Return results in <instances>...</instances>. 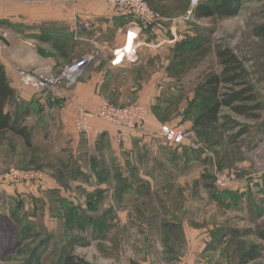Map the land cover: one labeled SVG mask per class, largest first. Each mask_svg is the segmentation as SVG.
Masks as SVG:
<instances>
[{"label":"rangeland","instance_id":"obj_1","mask_svg":"<svg viewBox=\"0 0 264 264\" xmlns=\"http://www.w3.org/2000/svg\"><path fill=\"white\" fill-rule=\"evenodd\" d=\"M218 1L146 0L166 24L181 23L179 31H170L174 39L156 56H139L141 64L127 76L107 75L96 106L78 108L81 114L99 106L104 111L111 106L129 110L139 103L137 91L122 86L165 78L166 91L148 111L146 124L151 122L152 133L144 134V143L131 147L97 140L102 145L98 154L97 143L86 146L88 156V151L72 153L61 141L57 122L42 126L38 114L26 120L31 147L8 131L0 133V264H24L36 249L45 252L47 264L55 258L52 249L74 242L70 237L76 238L75 255L91 264H166L193 257L197 264H237L241 254L258 243L253 236L227 235L264 222L260 202L264 198V137L257 141L258 124L223 109L222 114L235 124L220 122L203 135L191 127L192 117L202 107L197 99L202 74L215 64L219 48L240 57L264 104V40L254 35L257 28H264V0H239L238 14L222 20H195L188 15L199 4L212 6ZM36 46L40 51L43 45ZM4 51L5 43L1 54ZM60 53L56 55L63 59L60 64L49 58L47 64L33 69L49 73L53 89L67 92L84 80L98 55L91 52L69 60ZM82 58L87 63L81 73L65 80L67 67ZM261 115L264 118V111ZM94 122L122 127L102 119ZM165 124L188 134L196 151H203L199 159L190 151L185 161V149L164 144L159 127ZM243 127L250 128V133L231 143L229 137ZM12 171L39 174L43 182L11 183ZM218 183L227 185L220 190ZM19 228L26 229L30 238L18 236ZM46 237L51 240L43 247ZM196 245L205 248L198 253ZM251 264H264V258Z\"/></svg>","mask_w":264,"mask_h":264},{"label":"crops","instance_id":"obj_2","mask_svg":"<svg viewBox=\"0 0 264 264\" xmlns=\"http://www.w3.org/2000/svg\"><path fill=\"white\" fill-rule=\"evenodd\" d=\"M176 23L174 21L167 24V33L157 34L143 31L133 18L110 15L101 0H0V26L5 43V51L0 54V66L10 87L16 92V102L22 103L23 109L27 105H33L32 110L36 109L38 112L32 111L31 115L38 114L42 126L50 127L56 121L61 141L72 153L88 151L86 146L95 144L99 139L133 147L147 140L144 134L151 132L150 121L143 128L134 131L94 122L89 137L81 139L73 129V119L78 108L90 109L96 106L100 100V90L106 87L107 75L116 78L127 76L133 71L132 67L141 64L140 57L156 56L166 44L171 43L174 38L170 36V31L173 28L179 31L181 26L180 22V26H176ZM39 44L43 45L39 46L42 47L39 48L40 51L36 46ZM58 50L61 51L60 56H67L69 60H76L91 52H96L98 57L87 68L84 80L77 82L72 90L66 92L53 89L51 101L40 98L18 83V69L42 67L49 58L60 64L63 59L56 56ZM41 52L45 53L43 57L40 56ZM165 81V78L148 82L142 80L132 85L126 84L122 89L137 91V101L149 111L151 106L156 105L160 93L166 91L167 87L163 84ZM87 98L90 99L86 100ZM45 118L51 119V122H46ZM89 153L91 152L88 151L86 156ZM15 186L21 187L18 184ZM183 235L185 237L184 233ZM195 248L201 253L205 247L196 245ZM193 258H177L166 261V264H197ZM202 262L199 261L198 264Z\"/></svg>","mask_w":264,"mask_h":264},{"label":"trees","instance_id":"obj_3","mask_svg":"<svg viewBox=\"0 0 264 264\" xmlns=\"http://www.w3.org/2000/svg\"><path fill=\"white\" fill-rule=\"evenodd\" d=\"M161 12L164 14L165 11ZM238 12L239 0H219L212 6L199 4L191 9L192 17L195 20L207 18L222 20L234 17ZM254 35L264 40V28H257L254 31ZM215 58V64L202 74L204 78L200 83L197 94V99L202 103V107L191 119L193 132L203 135L208 134L210 128L220 122H224L226 125L235 124L234 121L229 120L227 114H222V110L225 109L233 116L257 123L258 127L255 135L258 137L257 141H261L264 137V118L261 115L264 111V104L258 99L245 64L240 57L228 48H219L215 53ZM16 100V92L10 87L5 72L0 66V133L8 131L21 138L27 147H31L32 135L26 125V118L31 116L33 105H27L23 109L22 103L19 104ZM249 133L250 128L243 127L236 134L229 137L230 142L235 143L240 137ZM95 143H97V147L95 146L97 153L102 145L97 140ZM183 149H185L183 154L185 161L189 157L187 152L193 151L197 159L200 157L199 154L203 153L202 150L196 151L197 148L194 150ZM70 155L67 156H70L71 162L74 156L73 154ZM54 158L56 163L60 162L55 156ZM260 202L264 206V198ZM17 232L18 236L20 235L21 237L22 235L24 237V240L30 238V233L26 229L19 228ZM227 235H231L234 238L253 236L258 240V243L253 244L241 254L237 264H251L264 258V222L255 224L253 228L231 231ZM70 238L74 242H68L64 246H57L52 249L51 253L55 255V258L47 264H91L75 255L76 238ZM50 240L51 238L49 237L42 239V246L46 245L47 247ZM44 253H41V250H34L24 264H45L47 257H45Z\"/></svg>","mask_w":264,"mask_h":264},{"label":"built area","instance_id":"obj_4","mask_svg":"<svg viewBox=\"0 0 264 264\" xmlns=\"http://www.w3.org/2000/svg\"><path fill=\"white\" fill-rule=\"evenodd\" d=\"M104 2L107 12L112 16L130 17L135 19L143 31H152L157 34H163L168 32L166 22L161 19V16L152 11L146 0H101ZM195 1L193 2V4ZM191 14V10L188 12ZM3 29L0 26V54L4 49ZM87 63V58H82L75 61L71 66L67 67L63 74L65 80H72L75 76L79 75L83 69V66ZM70 68V69H69ZM74 73L69 76L68 72ZM18 83L24 87L32 90L35 95L42 99L50 100L51 91H53V80L49 73L42 72L40 69L32 70H17ZM111 110L104 111L102 107L96 108L91 113L81 114L78 113L73 121V129L77 135H81L84 138H88L92 132V122L94 119H102L115 123L125 130H138L145 126L148 116V108L142 103H136L129 110H118L117 108L110 107ZM159 135L164 144L181 150L183 148L196 149L195 143L187 139L188 134L180 131L167 124L159 127ZM12 177L9 178L11 183H19L22 180H30L33 183H41L42 177L39 174H19L17 171L10 173ZM227 184L218 183L216 188L223 189Z\"/></svg>","mask_w":264,"mask_h":264},{"label":"bare ground","instance_id":"obj_5","mask_svg":"<svg viewBox=\"0 0 264 264\" xmlns=\"http://www.w3.org/2000/svg\"><path fill=\"white\" fill-rule=\"evenodd\" d=\"M70 69V68H69ZM73 71H71V72H68L67 74H70L69 76H72V75H74V73H72Z\"/></svg>","mask_w":264,"mask_h":264}]
</instances>
